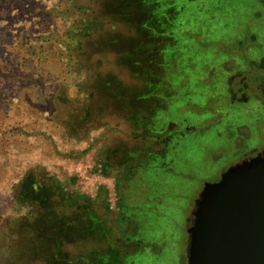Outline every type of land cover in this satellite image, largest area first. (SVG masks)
Instances as JSON below:
<instances>
[{"label":"rangeland","instance_id":"rangeland-1","mask_svg":"<svg viewBox=\"0 0 264 264\" xmlns=\"http://www.w3.org/2000/svg\"><path fill=\"white\" fill-rule=\"evenodd\" d=\"M130 1L119 0L123 9ZM132 1L137 25L148 22L134 37L102 48L107 37L95 27L100 18L117 24L110 19L118 8L116 15L103 12L113 0H0V264H187L193 204L201 180L223 166L220 145L227 143L208 141L212 129L188 135L172 162L175 150L170 147V155L163 145L170 117L219 110L209 101L215 90L208 71L219 42L204 37L244 39L242 25L262 15L252 8L256 0H154L152 10L145 0ZM167 13L173 17L168 23ZM127 49L133 51L127 68L118 66L116 56ZM103 86L120 102L111 105ZM235 109L238 115L244 108ZM33 173L58 199L48 197L43 207L33 192L19 199ZM59 195L95 211L107 230L88 239L56 235L55 261L54 246L34 242L31 230L47 216L69 215ZM70 227L79 235L77 224ZM134 240L150 247L139 249Z\"/></svg>","mask_w":264,"mask_h":264},{"label":"flooded vegetation","instance_id":"flooded-vegetation-1","mask_svg":"<svg viewBox=\"0 0 264 264\" xmlns=\"http://www.w3.org/2000/svg\"><path fill=\"white\" fill-rule=\"evenodd\" d=\"M154 4H158V1L154 2ZM255 5L259 7L262 17L260 19L250 18L248 22L245 21L242 25L241 31L244 33V39L239 35H232V39L224 41L220 38V34H214L211 36L210 34H207V32V35L205 37L203 36L206 38V41L209 38L215 37L218 38L217 42H219V48L214 51V66L209 67L208 70L209 73L212 74L213 79L211 90H215V92L212 91L214 97L209 101L213 104H218L220 106V108H218L219 110L211 112V108L199 115H194L192 113L189 115V119L184 117L181 113L178 116L171 115L170 117L169 131L163 141V145L165 144L168 148L167 152L170 155L171 152L169 148L171 147L175 150L173 158L170 159L172 162H175L176 160L175 155L177 154L179 144L182 147L187 139L186 136L188 135L202 134L203 131L206 130L207 132L209 129H212L213 135L208 138V141L216 143L218 139H220L221 144L225 142L227 143V146L220 145V148L223 149V155L222 153H218L220 156L222 155L225 157L223 166L213 176H209V178L205 179V181L204 179L201 180L202 188L196 196L195 201L201 194L205 184H215L221 179L228 169L235 168L259 156H263L264 38L263 33L260 31L258 32V29L264 30V0L254 1L252 3V8H254ZM174 12L175 10L172 12L173 17ZM172 16L169 17V14L167 13L165 17L166 23L170 22V19H173ZM183 16L186 17V14L184 13ZM183 16L180 15L181 19ZM184 37L186 36L184 35ZM172 38H174V36ZM203 70H205V68H203ZM199 71L202 72V68H199ZM189 98L190 97H187V99ZM207 102L208 100H206L205 97L202 98V105ZM239 107L244 109L241 113L236 115L237 111L235 108ZM232 116H242L243 119L232 120ZM251 118L257 119L258 121L253 122ZM207 122H209L208 126L206 124ZM248 122L252 123L250 130L248 129ZM246 123L248 125H246ZM259 126L262 127V130L258 129ZM198 128L201 129L199 132H196ZM194 146L195 145H193V147ZM217 148L218 147L215 145V147L211 150L213 154H217ZM157 163L154 162L151 164L157 167ZM160 163L161 162H159V167L163 169L164 164L160 165ZM193 208L191 221H189V227L191 226L193 220L195 202L193 204ZM121 210L122 207L118 209V212L121 213ZM116 216H120L123 220L129 219L127 215ZM90 230L91 232L94 231V219L91 221ZM135 243L138 248L140 245L141 248H144V246L150 247V244L149 246L146 245L147 241H131V244L136 245Z\"/></svg>","mask_w":264,"mask_h":264},{"label":"water","instance_id":"water-1","mask_svg":"<svg viewBox=\"0 0 264 264\" xmlns=\"http://www.w3.org/2000/svg\"><path fill=\"white\" fill-rule=\"evenodd\" d=\"M186 233L187 264H264V151L204 185Z\"/></svg>","mask_w":264,"mask_h":264},{"label":"trees","instance_id":"trees-1","mask_svg":"<svg viewBox=\"0 0 264 264\" xmlns=\"http://www.w3.org/2000/svg\"><path fill=\"white\" fill-rule=\"evenodd\" d=\"M113 2L115 4L111 7V10H108L109 7L108 5L105 6V9L103 10L104 12V17L107 16H111L109 14V12H111L112 15H118L117 17H112L110 21L112 22H117L116 25L108 24V23H104L103 18H100L97 20L98 25L95 27L98 31L99 34L102 32V35L105 36L106 40H101V45L102 48L106 47L108 48V46H110L111 44L113 45L116 44L118 42H123L122 41H118L116 38L117 37H134L137 33V31H140V26L145 25L147 21H144L143 24H139L136 22L137 20V13L135 8L133 7V3H135V1H130V7L131 8H126L123 9V4L122 2H119V0H113ZM117 2V3H116ZM119 2V5H118ZM128 3V4H129ZM144 4H146L147 8L152 10V8H154V0H145ZM135 6V5H134ZM118 8V11H115V13H113L112 11H114L115 9ZM120 8V10H119ZM167 14H163L162 17H166ZM116 18V19H115ZM112 37H114V39L112 40ZM143 42V41H141ZM147 44V43H146ZM135 52L137 51L136 49ZM125 53V51H123L122 54H118L116 56L117 58V65H121L122 62H124V60H128L131 57V53L129 54L130 51H132V49H127ZM133 52V51H132ZM123 65H125V62L123 63ZM133 65V64H132ZM134 66V65H133ZM125 67L127 68V66L125 65ZM129 67V66H128ZM114 84H117L116 82H114ZM97 89V86H96ZM100 92L102 94V96H108L109 99V103L111 105H116L115 103L120 102V97L117 96L116 94L111 93V97H110V92L108 89H104L103 87H100ZM131 106H133V103H129ZM132 108V107H131ZM133 113H136V111H133ZM37 174L33 173L32 175H29V178L25 181L24 185H22L23 190L20 191L18 193V197L21 201H23L24 199L30 197L32 195L33 192V198H35V201H37V203H39L40 207H43L44 204L47 202L48 197H55L57 198L56 192L53 194L49 193L50 187L49 185H46L44 180H41V182L38 181L37 179ZM40 183H43L42 185H40ZM37 187H36V186ZM53 186H56L59 188L60 183L57 182V180L54 181ZM52 187V186H51ZM50 194V195H49ZM28 195V196H26ZM60 196V195H59ZM46 199V200H45ZM82 200V198H81ZM25 201V200H24ZM61 202V206L63 207L64 210H67L69 215H64L62 217L59 216V214L56 216H54V218H52L51 216H47L46 218H44L43 220L39 221V225H37V230H31L32 236L34 237L33 240L34 242L38 243H43V245H45L46 242L51 243V247L54 246V250L57 252H53V255H51L54 260L56 261V255L57 253H60V246H58L57 243V238L56 235H61L62 237H65L68 240H75V239H80V238H86L88 239V237L91 234V230H90V225L89 222L92 221L93 216L90 214L89 210H85L83 207H80L78 204L75 205V203L73 204L72 202L69 201L68 198H64L63 196H60V201ZM57 203L54 204V206ZM37 205V204H33V207ZM46 205V204H45ZM74 207L76 208L77 211H79V215H75L74 211H72L74 209ZM40 213H42V210H40ZM41 215V214H40ZM42 218V217H41ZM40 218V219H41ZM47 222V223H42V222ZM49 223V224H48ZM98 223L100 224L99 227L102 230V224L100 223L99 220H95L94 221V225H98ZM45 224V225H44ZM77 224L80 229H79V235L78 233H71V227L72 225ZM49 225V226H48ZM58 225L59 228H62L61 231L59 233H56L55 229L53 227H56ZM47 227L51 228V232L49 229H47ZM100 230V231H101ZM85 231V233H84ZM50 258V257H49ZM68 264H74L73 261H68Z\"/></svg>","mask_w":264,"mask_h":264},{"label":"crops","instance_id":"crops-1","mask_svg":"<svg viewBox=\"0 0 264 264\" xmlns=\"http://www.w3.org/2000/svg\"><path fill=\"white\" fill-rule=\"evenodd\" d=\"M114 185H115V184H114ZM109 210H111V208L106 209V210H105L106 213H107ZM89 212H90V214L93 216L94 221H95V220H96V221H97V220L100 221V223L102 224V231H103L102 234L105 235V234H106V231H105V230H107V229H106V225L103 224V223H105L103 217H101V216L99 217V215L96 214L97 217L102 218V219H97V217L94 216L95 213H96L95 211H94L95 213L92 212V211H89ZM98 212H100V211H98ZM90 224H91V221L89 222V225H90ZM99 225H100L99 223H98V225H96V226L94 225V231H92L91 234H98V235L100 234V227H99ZM91 234H90V235H91ZM96 237H97V236H96ZM124 238H127V237H124Z\"/></svg>","mask_w":264,"mask_h":264}]
</instances>
